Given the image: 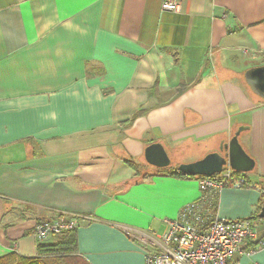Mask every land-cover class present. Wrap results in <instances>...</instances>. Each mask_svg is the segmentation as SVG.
Listing matches in <instances>:
<instances>
[{
  "label": "crops",
  "instance_id": "0c3cea01",
  "mask_svg": "<svg viewBox=\"0 0 264 264\" xmlns=\"http://www.w3.org/2000/svg\"><path fill=\"white\" fill-rule=\"evenodd\" d=\"M178 1L0 0V258L37 257L35 224L63 217L86 264H144L131 235H162L201 197L199 178L145 163L154 143L191 163L245 128V177L264 188V96L245 80L264 67V0ZM263 204L225 188L214 214L258 219L264 244ZM255 243L233 263L264 264Z\"/></svg>",
  "mask_w": 264,
  "mask_h": 264
},
{
  "label": "built area",
  "instance_id": "2783aa9c",
  "mask_svg": "<svg viewBox=\"0 0 264 264\" xmlns=\"http://www.w3.org/2000/svg\"><path fill=\"white\" fill-rule=\"evenodd\" d=\"M160 9L178 13L180 3L161 0ZM244 183L243 174L237 175L229 169L210 178H199L201 197L184 205L175 219H166L162 235L144 232L131 235L140 245L144 264H234L232 258L236 255L252 256L256 252L252 245L256 242L258 219L226 222L214 214L219 193L225 188L241 189ZM76 228V221L58 217L37 222L33 236L38 243H43ZM256 247H264L263 242H258Z\"/></svg>",
  "mask_w": 264,
  "mask_h": 264
},
{
  "label": "water",
  "instance_id": "95a60500",
  "mask_svg": "<svg viewBox=\"0 0 264 264\" xmlns=\"http://www.w3.org/2000/svg\"><path fill=\"white\" fill-rule=\"evenodd\" d=\"M245 80L254 94L264 96V67L247 71ZM244 130L245 128H239L226 144L202 159L177 165L176 172L192 178H210L219 175L225 169L243 175L252 172L254 162L239 143V136ZM143 158L147 165L157 169H166L172 165L167 152L159 143L147 146L144 149ZM259 218H264V204Z\"/></svg>",
  "mask_w": 264,
  "mask_h": 264
},
{
  "label": "trees",
  "instance_id": "16d2710c",
  "mask_svg": "<svg viewBox=\"0 0 264 264\" xmlns=\"http://www.w3.org/2000/svg\"><path fill=\"white\" fill-rule=\"evenodd\" d=\"M127 163L131 168H134L136 171L138 170L137 166H132V164L128 161ZM174 174H176V176L178 175L186 177L176 171L174 172ZM235 174L239 175V173ZM244 178L245 183L243 188L248 189L254 186V188L262 195V198L264 200V188L257 187V185L248 181L245 175ZM76 229L52 236L51 238H49L50 240L48 239L50 243H38L37 257L21 258L14 254H9L0 258V264H74L77 263L76 261H80L86 264L80 257L76 256L74 253V247L76 244Z\"/></svg>",
  "mask_w": 264,
  "mask_h": 264
},
{
  "label": "rangeland",
  "instance_id": "374dc122",
  "mask_svg": "<svg viewBox=\"0 0 264 264\" xmlns=\"http://www.w3.org/2000/svg\"><path fill=\"white\" fill-rule=\"evenodd\" d=\"M168 154V156H170L169 158H170V160H171V162H172V165H171V167L172 168H176V166L178 165V163H180L178 160L176 161V157H174V152H171L170 154H172L173 155V157H172V155H169V153H167ZM184 155H180V156H178L177 158H182ZM183 160H186V158H184V159H182V161ZM181 164V163H180ZM144 168L145 169H142V170H137V173H138V176H140V174L142 175V173L143 172H145V170H146V168H148V166H144ZM147 172V171H146ZM144 174H146V173H144ZM77 263H74V264H84L83 262H80V261H76Z\"/></svg>",
  "mask_w": 264,
  "mask_h": 264
},
{
  "label": "snow or ice",
  "instance_id": "6c2138e0",
  "mask_svg": "<svg viewBox=\"0 0 264 264\" xmlns=\"http://www.w3.org/2000/svg\"><path fill=\"white\" fill-rule=\"evenodd\" d=\"M85 7H87V5H85Z\"/></svg>",
  "mask_w": 264,
  "mask_h": 264
}]
</instances>
